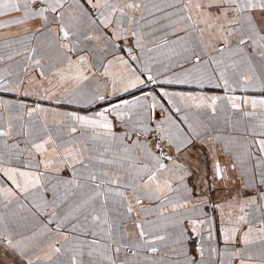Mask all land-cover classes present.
I'll use <instances>...</instances> for the list:
<instances>
[{
    "label": "snow or ice",
    "instance_id": "1",
    "mask_svg": "<svg viewBox=\"0 0 264 264\" xmlns=\"http://www.w3.org/2000/svg\"><path fill=\"white\" fill-rule=\"evenodd\" d=\"M0 264H264V0H0Z\"/></svg>",
    "mask_w": 264,
    "mask_h": 264
}]
</instances>
